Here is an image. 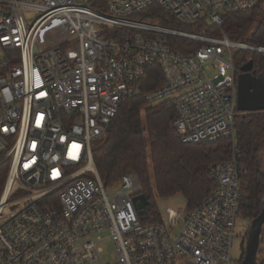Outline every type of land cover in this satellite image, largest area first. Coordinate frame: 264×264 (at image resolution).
Returning <instances> with one entry per match:
<instances>
[{"label": "built area", "instance_id": "2783aa9c", "mask_svg": "<svg viewBox=\"0 0 264 264\" xmlns=\"http://www.w3.org/2000/svg\"><path fill=\"white\" fill-rule=\"evenodd\" d=\"M261 1L0 0V264H105L106 241L111 264H233L244 170L235 55L264 47L230 40L222 25ZM154 6L217 32L136 17ZM176 39L199 47L180 50ZM153 66L164 83L145 95L148 105L173 103L183 143L230 139L233 155L210 166L216 186L201 203L144 224L137 177L123 176L109 196L94 148ZM258 253L264 264V244Z\"/></svg>", "mask_w": 264, "mask_h": 264}, {"label": "trees", "instance_id": "16d2710c", "mask_svg": "<svg viewBox=\"0 0 264 264\" xmlns=\"http://www.w3.org/2000/svg\"><path fill=\"white\" fill-rule=\"evenodd\" d=\"M264 0L252 11L224 17L222 30L232 41H243L252 46L264 47ZM136 17L150 24L191 33L217 32L207 23L186 25L178 22L164 9L154 6ZM180 50L199 46L183 40H174ZM252 61L254 71L264 77V55L238 52L235 55L237 72ZM164 78L160 67L148 70L142 82V95L126 98L109 133L94 148V160L105 186L115 185L123 176L133 173L138 179L142 194L150 196L148 214L144 224L162 222L154 200L182 194L191 210L214 189L215 182L210 166L232 159L233 140L216 143L185 144L171 127L176 118L172 102L148 105L145 95L160 87ZM235 143L244 165L241 175L240 215L257 221L264 212V113H241L235 124ZM5 170V169H0ZM153 176V177H152ZM6 174H0V187ZM264 244V224L260 244ZM257 261V260H256Z\"/></svg>", "mask_w": 264, "mask_h": 264}, {"label": "water", "instance_id": "95a60500", "mask_svg": "<svg viewBox=\"0 0 264 264\" xmlns=\"http://www.w3.org/2000/svg\"><path fill=\"white\" fill-rule=\"evenodd\" d=\"M238 76V110L242 113H264V77L254 71V64L249 61L245 64ZM134 204L138 215L144 221L150 206V196L141 194L136 196ZM264 224V212L250 227L246 255L242 264H256L260 236Z\"/></svg>", "mask_w": 264, "mask_h": 264}, {"label": "rangeland", "instance_id": "374dc122", "mask_svg": "<svg viewBox=\"0 0 264 264\" xmlns=\"http://www.w3.org/2000/svg\"><path fill=\"white\" fill-rule=\"evenodd\" d=\"M228 59L230 58L228 57ZM116 187H117L116 185L106 186L107 194L109 196L113 195ZM2 189L3 187H0V196L2 193ZM154 200L162 220H166L168 218V211L170 209L180 210L187 208V201L185 200L182 194H176L175 196L172 197H160L155 191ZM248 221L249 220L246 217H243L242 215H240L237 219L235 237L233 240V248H232V253L234 256L233 264H242L245 258L248 235L250 232V230L248 229ZM102 249H103L102 251L103 261L105 262V264H111L113 262V257L116 258L115 250L112 242L106 241L105 243H103ZM261 258L262 255L258 253L256 256V260H257L256 264L260 263Z\"/></svg>", "mask_w": 264, "mask_h": 264}]
</instances>
